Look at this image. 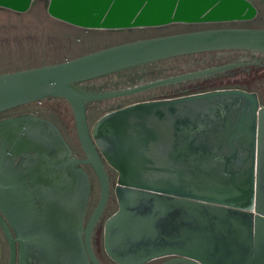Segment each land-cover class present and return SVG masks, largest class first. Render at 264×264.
<instances>
[{
	"label": "water",
	"instance_id": "water-1",
	"mask_svg": "<svg viewBox=\"0 0 264 264\" xmlns=\"http://www.w3.org/2000/svg\"><path fill=\"white\" fill-rule=\"evenodd\" d=\"M36 1L0 0V7L26 12ZM45 1L50 17L82 28L212 25L125 41L64 61L0 73V110L47 96L69 103L86 154L80 161L92 165L100 185L98 201L82 232L90 262L101 264L92 250L90 233L108 202L110 182L89 132L85 101L129 94L213 69L106 93H82L75 85L178 55L229 49L264 53V26H217L254 19L258 10L250 0ZM255 2L264 15V0ZM198 105L204 115L215 106L237 109L233 126L208 135L219 144L218 152L174 145L180 139L179 117L197 115ZM200 116L192 118L195 121ZM117 132L125 134L128 143L120 148V159H109L119 172L113 188L117 209L103 225L104 251L114 263L145 264L168 257L159 264H264V103L256 93L217 90L143 101L107 112L93 127L95 141L106 155L105 143L113 142ZM135 132L144 140L138 137L134 144L130 136ZM201 135L205 133L196 139H203ZM163 143L172 146L164 148ZM111 144L114 150L116 146ZM219 157L223 161H215ZM0 228L8 243L7 264H15L16 242L26 236H14L1 213Z\"/></svg>",
	"mask_w": 264,
	"mask_h": 264
},
{
	"label": "flooded vegetation",
	"instance_id": "flooded-vegetation-1",
	"mask_svg": "<svg viewBox=\"0 0 264 264\" xmlns=\"http://www.w3.org/2000/svg\"><path fill=\"white\" fill-rule=\"evenodd\" d=\"M210 53L231 55L222 60L206 61L202 64L216 65L191 71L203 72L213 69L210 72L197 74L175 82L155 85L129 94L87 100L85 101L86 117L87 104L89 102L108 104L101 111L99 119L107 112L138 102L177 98L228 89L254 92L259 102L263 103L261 101V91L258 89H247L241 85L234 84L214 86V83L237 74L246 73L250 75L256 68L261 67L264 69V65L261 66V64H264L263 52L229 49L178 56ZM161 60H152L119 70L135 68L133 73L136 76V81L125 87L108 88L105 84L94 85L96 80L109 74L81 81L75 86L82 93L97 94L118 91L172 77L153 75L146 79L142 76V71L137 69L143 65L159 64L162 62ZM116 72H112V74ZM131 96H135V98H130V101L116 103L118 99H129ZM58 101L67 102L57 96H47L0 110V213L8 223L14 236H26L23 240L16 242L17 256L15 264H92L85 249V234L82 230L85 228L92 212L89 213V210L94 202L93 196L96 192V184L100 193L99 180L92 165L80 161L86 158V154L78 139L77 132L78 142L74 145L67 139L57 120L45 113L48 105L53 106ZM197 108L200 111L201 105H198ZM236 110L235 107L228 106L224 108L222 105L215 106L213 110L207 111L206 113L208 114L205 115L203 111L194 112L198 116L201 115L195 121L192 117H197V115H181L179 117L180 124L177 126L178 131L181 132L179 134L180 139L174 145L185 149L194 148L198 152L204 148L218 152L219 144L213 143L208 139V135L226 131L228 130L227 128L233 126V123L237 120ZM216 113H219V116ZM231 115L233 117H229ZM187 118L189 120L186 124H182L181 122H185ZM97 120L93 125L88 122L89 132L95 144L96 154L104 166L110 182L108 202L90 233L91 247L99 260L96 244L99 241L100 232L104 225V223L102 225L103 215L111 204V194L114 192L113 188L115 185V183L112 185V181L114 179L117 180L119 176V172L111 165L109 159H120V148L123 143H128V140L125 134L117 132L113 142L111 140L107 142L108 144L105 143L106 155L97 145L93 136V127ZM134 127L138 128V126ZM204 133L205 137L201 135L203 139H196L200 137V134ZM130 137L133 138L134 144L138 137L144 140V137L139 136L137 132ZM102 138L104 137L102 136ZM194 138L196 141H189ZM111 143L116 146L114 150ZM103 144L102 146H104ZM163 146L164 148H170L172 143H163ZM221 158L219 157L217 160L213 158V160L223 161ZM1 233L8 250L7 239L2 230ZM167 258H157L145 264H159Z\"/></svg>",
	"mask_w": 264,
	"mask_h": 264
},
{
	"label": "rangeland",
	"instance_id": "rangeland-1",
	"mask_svg": "<svg viewBox=\"0 0 264 264\" xmlns=\"http://www.w3.org/2000/svg\"><path fill=\"white\" fill-rule=\"evenodd\" d=\"M257 8V16L249 21L236 23H224L217 26L235 27H263L264 15L255 2L250 0ZM212 25L173 23L160 27H143L123 30L90 29L71 25L69 23L50 17L46 11V1L37 0L26 12H17L0 7V73L56 63L74 58L85 53L139 38L166 35L172 33L187 32L206 28ZM214 26V25H213ZM231 54L210 53L200 55L174 56L162 59L159 64L143 65L138 70L146 79L151 76H173L212 66L216 64H202L206 61L222 60ZM264 64H261V66ZM151 67V68H150ZM264 68V67H263ZM244 69V68H243ZM135 68L110 73L104 78H99L94 85H106L108 88L128 86L136 81L133 73ZM255 72H257L255 74ZM241 85L247 89L261 91V101L264 102V69L256 68L249 74H237L231 78L214 83V86ZM174 92V91H173ZM135 96L118 99L116 103L130 101ZM106 103L87 104V119L90 125L98 119ZM47 113L54 117L67 139L74 145L77 144L72 111L65 101H58L53 106L48 105ZM112 181V185L115 183ZM98 188V190H97ZM113 188V187H112ZM99 196V187L96 184V192L93 196L92 207L95 206ZM117 209V200L114 192L111 194V204L105 211L102 225L106 218ZM99 260L102 264H116L105 253L103 247V229L100 232L99 241L96 244ZM0 264H6L8 250L6 242L0 230ZM184 264V263H175Z\"/></svg>",
	"mask_w": 264,
	"mask_h": 264
},
{
	"label": "crops",
	"instance_id": "crops-1",
	"mask_svg": "<svg viewBox=\"0 0 264 264\" xmlns=\"http://www.w3.org/2000/svg\"><path fill=\"white\" fill-rule=\"evenodd\" d=\"M264 103V102H263Z\"/></svg>",
	"mask_w": 264,
	"mask_h": 264
}]
</instances>
